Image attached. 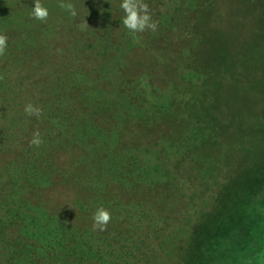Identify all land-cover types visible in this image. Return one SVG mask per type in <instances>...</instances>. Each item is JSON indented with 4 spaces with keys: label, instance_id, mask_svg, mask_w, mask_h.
<instances>
[{
    "label": "rangeland",
    "instance_id": "1",
    "mask_svg": "<svg viewBox=\"0 0 264 264\" xmlns=\"http://www.w3.org/2000/svg\"><path fill=\"white\" fill-rule=\"evenodd\" d=\"M0 1L2 14L18 12L11 10L17 0ZM60 2L44 0L48 19L37 20L51 34L50 46L80 56L124 44L113 53L121 73L103 63L110 93L94 90L98 79L75 62L64 95L54 79L45 84L52 106L59 96L86 109L74 130L62 113L43 118L42 127L34 120L23 128L0 99V264H245L249 258L264 264V0H145L158 27L142 33L124 27L113 0H63L75 6V17ZM69 84L104 96L98 112L72 96ZM128 86L140 87L149 103L180 110L184 125L171 128L157 115L155 135L163 140L157 144L142 123L105 109L127 101ZM37 130L39 147L29 143ZM104 148L112 151L115 173L128 170L129 189L142 184L139 192H124L117 182L99 196L81 191L89 175L84 166L100 175L105 156L99 161L91 153ZM25 150L31 156L21 157ZM101 206L112 216L105 231L92 227L91 209ZM38 228L42 238L28 236Z\"/></svg>",
    "mask_w": 264,
    "mask_h": 264
},
{
    "label": "trees",
    "instance_id": "2",
    "mask_svg": "<svg viewBox=\"0 0 264 264\" xmlns=\"http://www.w3.org/2000/svg\"><path fill=\"white\" fill-rule=\"evenodd\" d=\"M43 1L44 0H41L42 4ZM113 1L119 5L121 3V0ZM0 3L2 2L0 1ZM2 4H0V8H2ZM29 4L30 7L27 8ZM33 6V0H17L11 10H14V12L16 10L18 12L16 14H12L11 16L2 14L3 11L0 9V34H4L8 37V46L6 48L5 54L0 55V99L8 102L3 105H6V107L9 109L8 114H10V116L12 115L13 117L23 119L21 122H19V126L23 128H29L33 122L36 123L34 120H39L38 124L40 125H46L44 121L42 122L43 118L54 119L57 114L62 113L68 118H72L70 125H73L71 128L74 130L76 127L74 124H77L76 117L81 115L83 111H86V109L80 108L81 103H78V106L76 104V107H71L70 104L65 103V98H61L59 96L53 98L55 105L52 106V100L47 98L51 91L45 87V84L54 79V83H60L61 85L54 86V89L57 90L61 96L64 95V87H67L63 85V83L68 79V74L72 73V66L75 62L78 64V67H82V69H84L86 72L92 73L93 76L98 79L99 83L93 88L94 90L110 93L112 89V86L110 85V83H112V78L109 74L111 72H120L114 60L113 53L114 55L116 53L121 54L120 49L124 47V44L119 45L120 47L119 49H116V52H114V50H112V52H105V50H102L101 54L87 52L80 56L76 54L71 55V53L65 49L64 45L62 44L57 45L59 48L51 47L49 38H47L51 36V34L48 30H44L42 28V24L31 17ZM19 14L23 15V17L20 18ZM115 28L117 27L115 26ZM58 37L61 38L60 36ZM103 63L108 64L110 73L107 74L103 72ZM65 69L66 73H63ZM35 73H38L39 76L34 77ZM153 75L156 77L155 73H153ZM137 80V84L140 86L141 82L139 78H137ZM69 88L73 89L72 96H77L78 98L82 99L83 102L89 103V105H91V113L95 114L98 112L99 107L102 105L101 102L104 100V96H88L87 92L89 89L84 85L80 86V84H69ZM126 92L128 93L127 101L117 106L115 103L107 105L105 109L111 106L112 108L108 111L113 113L115 116L116 114L124 115L125 117H123L127 123L128 121L129 123H142L143 125L141 127L148 128L149 131L154 134L157 144H160L161 141H163L162 136L155 135L160 125V118L159 116L156 117L157 115L161 114L162 116L163 114L164 119L171 128L174 125H177L178 127L184 125L181 121V118L177 117V113H181L180 110L176 111L175 109L174 112H172L169 106L164 107L163 105L158 106L156 103H149L146 99L139 95V93H142L140 87L133 89L128 86ZM157 97H159V95ZM28 103H32L36 107H38V105L41 106V115H32L31 117L27 115L24 112V107ZM146 106H148V108H146ZM174 106L178 107L180 104L175 103ZM42 107H46L45 109L48 108V111L52 110L53 114H48L47 111H44ZM138 111L140 112L138 113ZM26 121L28 123H26ZM140 124L138 123L137 126H134L133 128L139 129ZM22 145L23 144L20 143L18 144V146H21V148ZM109 148H104V150L101 151L103 153L102 156V153L98 155H96L95 152L91 153L95 156L96 160L100 161V157L102 158L104 156V158L109 159L108 164L103 163L104 158L102 162L100 161L101 167L98 169V173H100L99 176H93L89 173V170L93 169L91 166H84V170L87 171L89 175H87L86 178L81 179L79 183L81 185V191L85 193L87 192L88 197H91L92 195L99 196L102 190L114 187V183L116 182L121 184L122 191L127 190V192L132 193L133 195L139 192V190L142 188V184H135L134 187L129 189L130 186H128L126 182L128 180H126L127 177L125 176V167H122L121 169L119 168L120 171L118 173L114 172V162H112L111 159L113 155ZM121 151L124 150L121 148ZM20 155H22L21 157H29L31 156V153H27L25 150L24 154ZM135 159L136 158H134V160ZM131 162H133V160H131V157L129 156L127 158V163ZM91 171H94V169ZM126 172H128V170ZM63 176L64 173L57 175L56 180L60 182L61 179H63ZM138 177L139 175L134 176L135 179H138ZM168 178H170L169 186H171L174 178L170 176V174ZM93 181H98L100 185L95 186V182ZM74 193H77V190H73V194ZM95 211L96 208L91 209L92 213ZM259 216L260 220L262 221V225H264V207ZM16 217L18 222H23L25 218L24 215ZM28 236L34 240L42 238L43 236L41 235V228H38L34 231H29ZM44 236L46 237L47 235L45 234ZM255 244L256 242L253 241L246 246L244 250L245 256H247V254H252L256 247ZM244 255L242 254L243 258L245 257ZM249 262L250 258L245 264H250ZM96 264L100 263L98 262Z\"/></svg>",
    "mask_w": 264,
    "mask_h": 264
},
{
    "label": "clouds",
    "instance_id": "3",
    "mask_svg": "<svg viewBox=\"0 0 264 264\" xmlns=\"http://www.w3.org/2000/svg\"><path fill=\"white\" fill-rule=\"evenodd\" d=\"M34 6L32 7L31 17L46 22L49 16V10L45 7L41 0H33ZM120 8L124 12L122 18V24L126 29L132 33H142L147 30L155 32L157 30L158 24L153 21L150 14L149 5L145 0H121ZM59 7L67 12L73 17L77 15L75 6L72 3H65L61 0ZM8 37L4 34H0V55H4L7 44ZM24 112L29 115L40 116L42 110L32 103H28L24 107ZM31 145L39 147L42 143V137L39 130L33 133V137L29 142ZM93 230L105 231L107 225L110 223L112 216L108 209L104 207H99L93 213Z\"/></svg>",
    "mask_w": 264,
    "mask_h": 264
}]
</instances>
